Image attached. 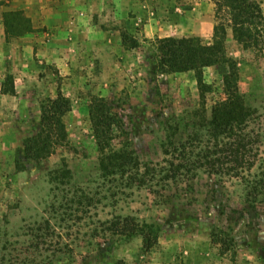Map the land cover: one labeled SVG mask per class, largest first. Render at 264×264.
<instances>
[{"label": "rangeland", "instance_id": "obj_1", "mask_svg": "<svg viewBox=\"0 0 264 264\" xmlns=\"http://www.w3.org/2000/svg\"><path fill=\"white\" fill-rule=\"evenodd\" d=\"M256 1L264 18V0ZM142 9L144 24L131 33L140 47L114 50L107 63L93 58L58 69L46 61L48 29H37L34 52L16 70L18 93L0 98V264H264V33L258 49H244L227 29L226 55L238 66L236 86L252 110L243 127L257 154L250 170L229 171L237 163L221 147L228 139L214 149L207 132L214 105L226 98V64L204 70L211 90L200 99L193 72L160 74L147 53L152 40L167 36L209 43L214 0H148ZM58 84L71 101L67 139L39 164L30 162L23 139L38 132L41 103ZM93 95L122 116L124 131L112 146L135 151L143 181H135L134 170L101 169L88 115ZM203 149L214 150V167L198 164ZM170 162L184 166L175 179ZM128 217L161 226L151 251L143 252L138 236L114 233L112 223ZM213 229L231 234L235 248L221 255Z\"/></svg>", "mask_w": 264, "mask_h": 264}, {"label": "trees", "instance_id": "obj_2", "mask_svg": "<svg viewBox=\"0 0 264 264\" xmlns=\"http://www.w3.org/2000/svg\"><path fill=\"white\" fill-rule=\"evenodd\" d=\"M214 4V25L209 43L203 42L199 36H167L152 40L147 53L154 58L157 72L160 74L193 72L200 99L211 90V86L205 81L204 70L214 65L226 64L227 71L223 74L226 98L214 105L212 118L209 121L211 127L207 132L216 141L214 149L220 147L218 144L220 139H228L227 142H222L221 147H225L231 160L237 163L229 171L236 170L241 165L250 170L254 166L251 157L257 154L253 145L254 140L244 131V127L252 115V110L243 104L238 92L236 86L238 66L235 61L227 57L225 41L227 29L231 28L233 38L244 49H258L264 33L262 7L256 0H214ZM3 22L8 40L33 30L30 18L21 9L5 11ZM120 38L125 49L140 47L139 40L126 30H120ZM1 93L10 95L16 93L12 75L6 76ZM70 110L71 101L58 84L55 96L41 103L38 132L23 139V155L26 160L39 164L52 153L55 146L66 141L64 117ZM88 115L100 154L101 169L106 172L109 167L116 168L119 174L134 170L131 175H136L135 181H143L138 178L139 159L135 151L125 145L118 148L112 146V141L118 133L124 131L122 116L114 110L112 103L103 96L93 95L88 105ZM184 149L186 148L182 146V154L187 153ZM213 151L203 149L200 153H195L198 164L200 165L203 159L204 163L214 167L217 159L211 158ZM170 165L168 171H171L175 179V173L180 171L183 164L175 165L170 162ZM24 167L22 160L16 159V168L22 170ZM149 170L147 169L146 172L149 173ZM111 228L114 233L129 238L140 237L143 252L151 251L158 244L161 233L159 224L139 223L133 217L118 219L112 223ZM210 236L212 242L220 246L221 255L236 246L232 235L224 230L213 229Z\"/></svg>", "mask_w": 264, "mask_h": 264}, {"label": "crops", "instance_id": "obj_3", "mask_svg": "<svg viewBox=\"0 0 264 264\" xmlns=\"http://www.w3.org/2000/svg\"><path fill=\"white\" fill-rule=\"evenodd\" d=\"M146 1L148 0H0V98L18 93L19 76L16 70L20 69L24 56L28 60L29 54L34 52L39 27L48 29L46 61L53 63L58 69L64 64L67 67L73 64L83 66L93 58H99L100 63H107L113 60V56L109 55L114 50L126 51L121 43L120 30L132 33L138 21L144 24L142 7ZM17 9L23 10L30 18L33 31L8 40L3 13ZM8 54H11V70L7 71ZM2 68L4 73L1 72ZM5 73L13 76L16 91L14 95L1 93Z\"/></svg>", "mask_w": 264, "mask_h": 264}]
</instances>
